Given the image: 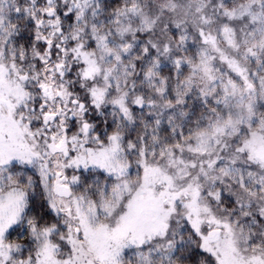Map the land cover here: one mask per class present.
Returning <instances> with one entry per match:
<instances>
[{
  "label": "snow or ice",
  "instance_id": "obj_1",
  "mask_svg": "<svg viewBox=\"0 0 264 264\" xmlns=\"http://www.w3.org/2000/svg\"><path fill=\"white\" fill-rule=\"evenodd\" d=\"M0 264H264V0H0Z\"/></svg>",
  "mask_w": 264,
  "mask_h": 264
}]
</instances>
